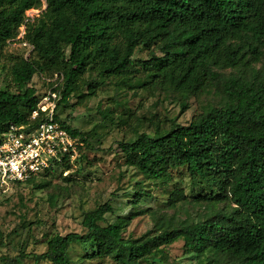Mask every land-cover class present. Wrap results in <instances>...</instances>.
Listing matches in <instances>:
<instances>
[{"label":"trees","instance_id":"trees-1","mask_svg":"<svg viewBox=\"0 0 264 264\" xmlns=\"http://www.w3.org/2000/svg\"><path fill=\"white\" fill-rule=\"evenodd\" d=\"M42 5L16 40L26 11ZM10 42L26 43L22 49L31 55L11 56L16 92L0 90V136L11 124L38 125L43 113L31 115L46 95L31 85L38 76H57L62 84L54 119L80 138L78 153L84 139L58 114L72 98L81 103L108 86L158 90L178 95L183 111L188 100L210 98L189 122L170 121L161 136L136 133L118 146L123 164L142 182L168 187V208L189 202L172 184L173 172L181 170L207 190L193 199L208 211L158 221L154 234L125 238L124 230L144 213L139 204L150 197L136 182L128 214L108 220L115 208L106 202L83 214V233L51 235L45 252L3 255L0 264H25L27 257L34 264H72L73 245L87 246L88 259L114 264H179L166 251L179 241L194 264H264V71L255 67L264 50V0H0V56ZM139 51L144 60L135 59ZM71 169V158L64 157L59 170ZM57 172L48 169L11 187Z\"/></svg>","mask_w":264,"mask_h":264},{"label":"rangeland","instance_id":"rangeland-1","mask_svg":"<svg viewBox=\"0 0 264 264\" xmlns=\"http://www.w3.org/2000/svg\"><path fill=\"white\" fill-rule=\"evenodd\" d=\"M45 5L31 11L32 18L39 16ZM29 57V49L23 50L18 42H10L0 56V90L16 92L9 73L11 56ZM146 53L137 52L135 59L144 60ZM256 69L264 71V50ZM136 70H139L137 63ZM50 77H35L31 85L43 96L53 88L59 94L62 84ZM49 86H48V85ZM52 84V85H50ZM182 99L173 93L158 90L121 91L114 86L98 90L96 95L78 103L76 98L69 106L59 109L60 120L71 129L78 130L85 141L79 153L71 158L72 169L38 181L34 185H20L0 189V256L16 257L45 252V239L54 234L83 233L81 220L84 213L111 202L115 208L108 220L126 215L131 206L128 199L133 196L134 184L142 182L135 170L123 164L118 149L119 143L135 137L136 133L161 136L167 132L170 121L187 123L201 102L188 100V110L181 109ZM159 128L156 129V125ZM173 182L183 188L189 202L174 209L166 206L163 191L166 186H155L142 182L150 195L139 204L144 213L135 217L124 230L125 238L139 239L154 234L157 222L162 220L182 221L186 218L204 217L208 208L196 205L193 197L207 192L197 181H192L184 171H174ZM171 187H169L170 189ZM223 205L217 206L221 210ZM183 243L176 242L166 248L169 261L179 264H194L183 254ZM87 246L73 245L70 251L72 264H114L109 259H88ZM25 264H34L31 257ZM41 264H45L41 262Z\"/></svg>","mask_w":264,"mask_h":264},{"label":"built area","instance_id":"built-area-1","mask_svg":"<svg viewBox=\"0 0 264 264\" xmlns=\"http://www.w3.org/2000/svg\"><path fill=\"white\" fill-rule=\"evenodd\" d=\"M31 11H26L16 40L23 38L25 24L33 19ZM19 44L29 48L26 43ZM59 99V94L49 90L31 115V119H36L43 113L34 129L11 124L0 136V189L9 188L15 182L25 183L48 169L59 170L64 157L73 158L77 154L82 146L80 138L54 119Z\"/></svg>","mask_w":264,"mask_h":264}]
</instances>
